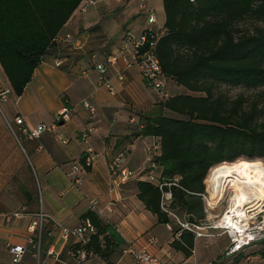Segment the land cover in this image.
I'll return each mask as SVG.
<instances>
[{
  "label": "crops",
  "instance_id": "0c3cea01",
  "mask_svg": "<svg viewBox=\"0 0 264 264\" xmlns=\"http://www.w3.org/2000/svg\"><path fill=\"white\" fill-rule=\"evenodd\" d=\"M90 1L84 0L63 27L21 96L14 95L0 67V264L11 260L6 244L26 248L22 264H107L91 252L82 259L75 237L67 239L62 233V226L75 228L84 222L82 215L93 210L92 200L99 208L112 204V211L98 215L124 240L111 258L113 264H133L127 251L131 244L146 247L170 264H212L229 244L226 235L213 231L210 237L196 239L195 252L185 256L172 246L176 221L172 218L171 228L159 222L138 197L139 179L118 185L109 169L120 152L127 153L125 164L129 168L147 166L154 138H127L141 114L154 111L162 97L146 85L137 67L127 69L122 60L118 62L122 78L108 65L105 75L116 90L110 94L96 65L106 63L117 51L126 30L141 33L148 28L151 13L158 21L153 26L163 28V0ZM58 59L60 65L55 64ZM7 88L11 92L5 95ZM182 90L170 80L166 97ZM86 100L96 107V115L84 105ZM65 106L69 108L68 119L59 115ZM19 115L30 128L41 123L53 128L39 138H29L17 130L16 137L6 127L4 117L12 122ZM88 156L93 162L86 167ZM74 164L83 168L72 173ZM41 209L49 217L38 249L29 238H36L31 225ZM222 237L228 243L216 245ZM151 238L154 244L149 243Z\"/></svg>",
  "mask_w": 264,
  "mask_h": 264
},
{
  "label": "trees",
  "instance_id": "16d2710c",
  "mask_svg": "<svg viewBox=\"0 0 264 264\" xmlns=\"http://www.w3.org/2000/svg\"><path fill=\"white\" fill-rule=\"evenodd\" d=\"M83 1L0 0V67L14 95L24 93ZM163 6L164 34L156 53L166 79L165 93L154 111L141 114L127 139L154 138L160 147L159 154L152 156L156 174L160 182L171 183L160 189L149 180H138V197L147 209L159 222L171 223L172 216L161 208L163 192L170 191L169 209L184 223L201 224L206 219L201 194L210 169L240 158H264V123L257 121V108H246L243 97L231 99L218 93L222 85L264 86V0H163ZM249 17L263 25L256 33L238 28ZM170 80L183 90L166 97ZM82 220L95 227L86 250L113 264V254L124 243L119 232L91 209ZM180 231L172 246L190 257L195 235L177 224L175 235ZM250 255L264 261V240L227 264H239Z\"/></svg>",
  "mask_w": 264,
  "mask_h": 264
},
{
  "label": "built area",
  "instance_id": "2783aa9c",
  "mask_svg": "<svg viewBox=\"0 0 264 264\" xmlns=\"http://www.w3.org/2000/svg\"><path fill=\"white\" fill-rule=\"evenodd\" d=\"M93 2L92 0L90 1ZM150 26L141 33H136L132 30H126L120 46L117 51L110 54L107 57L106 63H99L96 65L100 72V81L104 85L110 94H115L116 90L112 85L110 79L106 77V71L108 65L115 68L117 76L122 78V73L118 67V62L123 61L125 68L137 67L140 74L148 87L153 89L158 95L165 93L166 79L162 69L160 59L156 53L157 42L159 38L164 34V30L160 27H154L157 24V17L154 13H151L148 18ZM61 60H56L55 64L60 65ZM10 89L3 91V94L10 93ZM84 105L90 110L91 114L96 115V107L88 100L84 102ZM59 115L63 119L69 118V108L64 107ZM6 127L11 133L17 137V130H22L29 138H39L41 133L46 130H52V126L41 123L36 128H30L26 126L25 119L19 115L14 117L13 121H9L4 117ZM17 125L18 128L14 127ZM160 147L158 143H153L148 148L149 158L147 166L143 169H131L125 164L126 152H120L114 160L109 164L110 173L116 179V183L121 185L127 182L129 179L138 178L146 179L154 184H157L160 189L164 186H170L171 183L160 182L158 175L156 174L158 166L152 162V156L159 154ZM242 159V158H240ZM249 160V159H248ZM254 160V159H253ZM237 161V160H236ZM93 157L88 156L85 158L84 165L89 167L92 165ZM235 162V161H233ZM224 163V162H223ZM219 165V164H218ZM215 165L212 167L205 179L206 190L201 194L204 208L206 212L205 222L201 224H189L182 222L176 214L169 209V204L172 200V193L170 191L163 192L161 201V208L167 212L176 223L183 228L192 231L195 235V240L198 238L210 237L213 235V231H217L219 235H226L229 239L223 258L218 264H227L234 255L239 252L245 251L257 242L264 240V198L256 199L253 190L246 184L247 193L245 196H239L236 194V187L234 186L236 176L228 175L221 178L219 185L210 182V178L216 171ZM151 168L148 173L145 169ZM83 168L82 165L74 164L72 167V173H76ZM80 178H76V182H79ZM240 182V180H237ZM226 206L220 213L218 211L219 206L224 202ZM91 208L97 214H104V212L112 211V204H107L103 208L98 207V202L91 201ZM19 216V213L14 214ZM49 215L41 209L35 216V219L31 225V229L36 231V238H29V242L34 243L38 249L40 248L43 229L46 224ZM171 228V224L167 223ZM95 232V227L89 220L84 221L80 226L75 228L63 227L62 233L64 238H70L74 236L76 241L81 245L77 253L82 256V259L86 258L87 250L85 246L89 243L91 235ZM182 235L181 231L176 233V237ZM149 243L154 244L155 239L151 238ZM104 246V245H103ZM6 247L11 255L9 264H22L26 248L22 245H10L6 244ZM127 251L131 254L133 264H170L169 262L161 260L158 256L153 255L146 247H135L132 244L127 248ZM195 252V249L192 251ZM243 264V263H239Z\"/></svg>",
  "mask_w": 264,
  "mask_h": 264
},
{
  "label": "rangeland",
  "instance_id": "374dc122",
  "mask_svg": "<svg viewBox=\"0 0 264 264\" xmlns=\"http://www.w3.org/2000/svg\"><path fill=\"white\" fill-rule=\"evenodd\" d=\"M263 25L261 22L257 21L254 18H246L245 20L241 21L238 25V28L241 30V32H249V33H256V30L258 28H261ZM219 94H224L225 96L236 99L238 97H243L245 102V106L248 109H251L253 107L257 108L258 110V116L257 121L259 123H264V86L258 87V88H247L244 86H228V85H222L218 89ZM160 96V95H159ZM239 160H245V161H254V160H248V159H238L235 162H238ZM264 162V158H261ZM227 197H225L224 202L219 206L218 211L216 213H220V211L225 208ZM223 238V239H222ZM220 239H217L215 241V244L217 245L221 241L228 243V239L226 237H222ZM218 260V259H217ZM230 261V260H228ZM233 263V261H232ZM231 263V264H232ZM240 263L243 264H264V261L260 258L258 255H250L249 257H245L240 261Z\"/></svg>",
  "mask_w": 264,
  "mask_h": 264
},
{
  "label": "bare ground",
  "instance_id": "6f19581e",
  "mask_svg": "<svg viewBox=\"0 0 264 264\" xmlns=\"http://www.w3.org/2000/svg\"><path fill=\"white\" fill-rule=\"evenodd\" d=\"M215 170L214 175L210 178V182L213 184L219 185L221 178L234 174L236 176L234 186L239 198L246 195V184L251 187L256 199L264 198V162L262 160L224 162L219 164Z\"/></svg>",
  "mask_w": 264,
  "mask_h": 264
}]
</instances>
